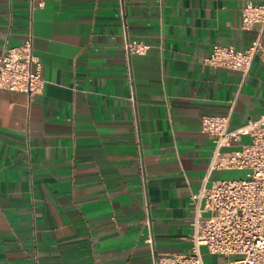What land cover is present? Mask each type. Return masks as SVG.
<instances>
[{
    "label": "crops",
    "instance_id": "obj_1",
    "mask_svg": "<svg viewBox=\"0 0 264 264\" xmlns=\"http://www.w3.org/2000/svg\"><path fill=\"white\" fill-rule=\"evenodd\" d=\"M247 3L264 0H0V52L31 40L45 81L32 99L0 89V264H154L189 250L191 195L243 171L205 182L202 117L234 129L264 114L258 55L246 72L204 63L215 43L264 45V25L242 27Z\"/></svg>",
    "mask_w": 264,
    "mask_h": 264
},
{
    "label": "built area",
    "instance_id": "obj_2",
    "mask_svg": "<svg viewBox=\"0 0 264 264\" xmlns=\"http://www.w3.org/2000/svg\"><path fill=\"white\" fill-rule=\"evenodd\" d=\"M254 23L264 25V5L247 3L242 8V27L249 28ZM123 46L127 52L138 54L148 48L140 41H126ZM256 55L264 61V45L259 36L242 50L215 43L204 63L246 72ZM44 83L31 40L3 48L0 89L22 92L32 99L41 93ZM228 123V115L202 117L201 131L213 142L205 182L214 169H241L247 171L246 177L220 179L209 186L203 183L191 195L189 250L160 256L154 264H207L202 260L201 246L212 254L238 256L218 264H264V114L234 129H229ZM242 136L249 137V141L238 149L224 150ZM204 213L209 215L204 217ZM145 242L151 245L152 237L148 235Z\"/></svg>",
    "mask_w": 264,
    "mask_h": 264
},
{
    "label": "rangeland",
    "instance_id": "obj_3",
    "mask_svg": "<svg viewBox=\"0 0 264 264\" xmlns=\"http://www.w3.org/2000/svg\"><path fill=\"white\" fill-rule=\"evenodd\" d=\"M246 172L245 170L240 171L239 173H235V174H230V175H226V177H224L223 179H241V178H245L246 177ZM209 214H205L204 217H207ZM200 252H201V257L202 260L207 263V264H218V263H222L225 262L227 260H234L236 258H238L237 255H229V256H224V255H220V254H212L209 253L206 246H201L200 247Z\"/></svg>",
    "mask_w": 264,
    "mask_h": 264
}]
</instances>
